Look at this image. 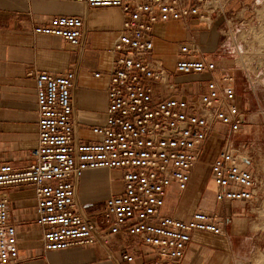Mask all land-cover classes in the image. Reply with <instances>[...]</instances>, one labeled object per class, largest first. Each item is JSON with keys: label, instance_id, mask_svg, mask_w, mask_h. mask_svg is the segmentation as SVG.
I'll return each mask as SVG.
<instances>
[{"label": "built area", "instance_id": "obj_1", "mask_svg": "<svg viewBox=\"0 0 264 264\" xmlns=\"http://www.w3.org/2000/svg\"><path fill=\"white\" fill-rule=\"evenodd\" d=\"M57 1L121 12V29L111 49L113 66L94 74L108 80L106 118L91 129L94 140L78 141L72 122L75 72H28L35 83L37 146L29 151L24 168L0 162V264L18 260V231L10 222L7 191L21 187L33 190L34 224L44 251L92 246L97 239L108 242L121 235L136 240V248L151 264H180L193 233L224 235L223 217L217 213L197 210L188 220L164 213L171 188L186 190L210 137L216 135L220 141L210 163L215 202H250L257 188L250 163L233 142L245 124L234 77L215 79L216 63L191 39L178 44L173 73L208 75L205 92L190 98L165 97L160 90H175L174 75L152 55L154 25L188 26L193 19L210 25L220 9L213 0ZM83 27L81 17L56 16L32 32L77 46ZM93 170L117 174L121 189L106 200L102 214L89 218L75 203V188L82 174ZM131 253L124 252L122 260L131 263Z\"/></svg>", "mask_w": 264, "mask_h": 264}, {"label": "crops", "instance_id": "obj_2", "mask_svg": "<svg viewBox=\"0 0 264 264\" xmlns=\"http://www.w3.org/2000/svg\"><path fill=\"white\" fill-rule=\"evenodd\" d=\"M257 3L258 0H233L231 5L234 8H226L225 4L214 14V21L210 25L196 19L191 20L188 26L179 22L154 25L153 58L160 61L164 71L174 75L175 79V90L162 88V95L190 98L205 92L208 75L175 76L173 73L178 44L191 39L196 40L202 53L216 63L215 79L228 74L234 77L235 64L222 56L226 46L221 44L219 37L226 27L227 16L244 12L248 6ZM56 16L83 19L79 45H70L59 37L33 34L34 26ZM121 23V12L116 8L90 9L74 2L57 0H0V162H7L14 168H24L29 163V151L37 146L35 83L28 75L32 70L52 75L75 72L71 89L74 138L80 142L95 139L91 129L103 125L106 118L108 80L106 77L95 78L94 74H104L112 68L111 49ZM220 46L224 51L221 54ZM234 87L237 95L239 88L236 81ZM237 99L242 106L238 95ZM238 134L234 136L233 142ZM219 143L216 135L206 141L201 162L192 171L186 190L178 193L174 187L171 188L164 213L179 220H188L197 210L221 216L231 213L235 218L231 222L226 220L223 228L229 225L230 236L239 237L240 246H243L252 241L246 236V226L251 221L254 207L257 208L255 203L262 196L258 189L252 201L232 203L230 210H227L215 202L212 191V208L201 203L202 187L195 186L197 173L205 166L210 176V163L214 157L208 161V154L212 148H216L217 153ZM240 148L239 145L237 149ZM120 189L117 174L107 170L87 171L76 183L75 203L86 217L94 218L102 214L106 200L118 194ZM7 194L10 222L18 231L19 256L14 264H151L149 257L136 248V240L121 235L111 237L108 242L97 239L92 246H74L57 252L44 251L40 230L34 224L35 199L32 188H12ZM124 252L135 255L131 263L122 260ZM234 254L233 244L227 243L221 236L195 232L191 235L180 264H231L232 258L237 259Z\"/></svg>", "mask_w": 264, "mask_h": 264}, {"label": "rangeland", "instance_id": "obj_3", "mask_svg": "<svg viewBox=\"0 0 264 264\" xmlns=\"http://www.w3.org/2000/svg\"><path fill=\"white\" fill-rule=\"evenodd\" d=\"M232 1L213 0V6L221 9L226 4V8H234ZM248 7L244 12H231L233 14L227 16L230 27L226 25L219 37L221 44L226 46L225 52L220 46L219 53L224 52L222 56L235 64L234 77L239 88L237 95L242 101L241 108L245 113V124L234 141V146L238 148L240 145L238 150L241 156L251 164L250 169L256 178L257 189L262 195L255 203L257 208L254 207L251 221L246 226V236L252 239L250 244L247 242L240 246V238L230 236L229 225L224 227V235L221 237L227 243L233 244L234 256L237 257H231V264H264V0H258L257 4ZM216 154V148H212L208 161ZM206 160L207 158L204 159L205 162ZM207 170L205 166L197 173L195 186L202 187L201 203L212 208L214 201ZM229 206L223 207L230 210ZM222 217L223 225L226 220L231 222L233 218L231 213H225ZM227 257L230 258L228 255Z\"/></svg>", "mask_w": 264, "mask_h": 264}]
</instances>
